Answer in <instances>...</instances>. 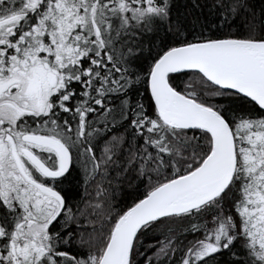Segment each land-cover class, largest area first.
I'll return each mask as SVG.
<instances>
[{
  "label": "snow or ice",
  "instance_id": "obj_1",
  "mask_svg": "<svg viewBox=\"0 0 264 264\" xmlns=\"http://www.w3.org/2000/svg\"><path fill=\"white\" fill-rule=\"evenodd\" d=\"M190 7L0 0V264H264V7Z\"/></svg>",
  "mask_w": 264,
  "mask_h": 264
},
{
  "label": "trees",
  "instance_id": "obj_2",
  "mask_svg": "<svg viewBox=\"0 0 264 264\" xmlns=\"http://www.w3.org/2000/svg\"><path fill=\"white\" fill-rule=\"evenodd\" d=\"M252 2L256 5L257 10H259L260 7H264V0H252ZM176 7L179 11L183 12L184 11V6L189 5V11H191V0H175ZM191 239V236L188 237ZM149 240L151 237L148 238ZM72 251H76L75 247L72 249Z\"/></svg>",
  "mask_w": 264,
  "mask_h": 264
}]
</instances>
